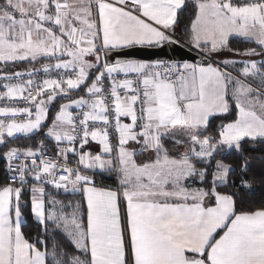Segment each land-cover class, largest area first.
I'll use <instances>...</instances> for the list:
<instances>
[{
  "label": "snow or ice",
  "instance_id": "6c2138e0",
  "mask_svg": "<svg viewBox=\"0 0 264 264\" xmlns=\"http://www.w3.org/2000/svg\"><path fill=\"white\" fill-rule=\"evenodd\" d=\"M0 146V264H264V0H0Z\"/></svg>",
  "mask_w": 264,
  "mask_h": 264
},
{
  "label": "trees",
  "instance_id": "16d2710c",
  "mask_svg": "<svg viewBox=\"0 0 264 264\" xmlns=\"http://www.w3.org/2000/svg\"><path fill=\"white\" fill-rule=\"evenodd\" d=\"M233 118V116H227L226 119L227 120H231ZM221 121L220 120H213V126H217L219 125ZM14 144L16 145H25V144H28V143H31V141H27V140H24V139H17L15 141H13ZM244 148L247 151L246 154H249L251 156H254L257 158H259L260 156V152L259 151H251V149L253 148V145L251 144H244ZM6 149H4L3 146H0V152L4 151ZM233 159V157L229 156L227 158L228 161H231ZM257 163L256 160L253 161V164L255 165ZM3 177V172L2 170H0V179H2ZM96 183L97 185H100V186H104V187H115L116 186V180L113 176H107L105 174H102V175H98L96 177ZM246 192H248L249 194L247 195L246 197V203L243 205L245 209H255L257 207H259L261 205V202H262V198H264V189H261L259 184H255L253 186V188L251 190H248V189H245ZM29 231V234L30 235H34V230H28Z\"/></svg>",
  "mask_w": 264,
  "mask_h": 264
},
{
  "label": "water",
  "instance_id": "95a60500",
  "mask_svg": "<svg viewBox=\"0 0 264 264\" xmlns=\"http://www.w3.org/2000/svg\"><path fill=\"white\" fill-rule=\"evenodd\" d=\"M131 51H134V52H145L147 50L133 49ZM178 55H183L186 59H189V60L198 59V57H196L195 52H188L186 49L180 50L178 52Z\"/></svg>",
  "mask_w": 264,
  "mask_h": 264
},
{
  "label": "crops",
  "instance_id": "0c3cea01",
  "mask_svg": "<svg viewBox=\"0 0 264 264\" xmlns=\"http://www.w3.org/2000/svg\"><path fill=\"white\" fill-rule=\"evenodd\" d=\"M101 175H102V174H101ZM105 175H107V176H113V177H115L114 175H109V174H106V173H105ZM221 234H222V233H221Z\"/></svg>",
  "mask_w": 264,
  "mask_h": 264
},
{
  "label": "built area",
  "instance_id": "2783aa9c",
  "mask_svg": "<svg viewBox=\"0 0 264 264\" xmlns=\"http://www.w3.org/2000/svg\"><path fill=\"white\" fill-rule=\"evenodd\" d=\"M115 178V177H114ZM115 180H116V178H115ZM117 182V181H116Z\"/></svg>",
  "mask_w": 264,
  "mask_h": 264
}]
</instances>
